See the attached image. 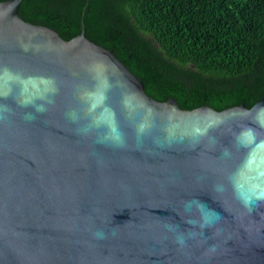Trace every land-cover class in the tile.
Listing matches in <instances>:
<instances>
[{"label":"water","instance_id":"1","mask_svg":"<svg viewBox=\"0 0 264 264\" xmlns=\"http://www.w3.org/2000/svg\"><path fill=\"white\" fill-rule=\"evenodd\" d=\"M21 1L0 0V264H264V94L158 101Z\"/></svg>","mask_w":264,"mask_h":264},{"label":"trees","instance_id":"2","mask_svg":"<svg viewBox=\"0 0 264 264\" xmlns=\"http://www.w3.org/2000/svg\"><path fill=\"white\" fill-rule=\"evenodd\" d=\"M19 16L111 50L153 99L218 111L264 94V0H22Z\"/></svg>","mask_w":264,"mask_h":264}]
</instances>
